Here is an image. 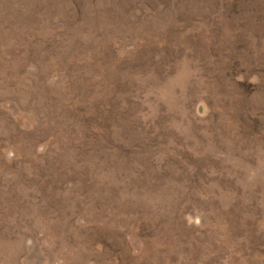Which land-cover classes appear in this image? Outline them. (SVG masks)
<instances>
[{"label": "rangeland", "instance_id": "374dc122", "mask_svg": "<svg viewBox=\"0 0 264 264\" xmlns=\"http://www.w3.org/2000/svg\"><path fill=\"white\" fill-rule=\"evenodd\" d=\"M0 264H264V0H0Z\"/></svg>", "mask_w": 264, "mask_h": 264}]
</instances>
